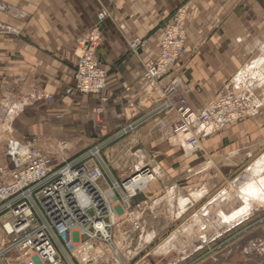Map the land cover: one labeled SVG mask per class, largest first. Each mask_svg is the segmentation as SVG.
I'll use <instances>...</instances> for the list:
<instances>
[{"label":"crops","instance_id":"1","mask_svg":"<svg viewBox=\"0 0 264 264\" xmlns=\"http://www.w3.org/2000/svg\"><path fill=\"white\" fill-rule=\"evenodd\" d=\"M1 2L7 11L0 12V22L11 26L15 34L0 35V85L6 91L13 88L18 104L35 105L24 110L20 121L32 117L36 132L74 136L84 133L85 126L78 117L68 116V112L86 107L93 121L89 127L92 133L110 136L102 141L96 138V145L115 141L121 134L114 151H121L122 158L132 155L134 170L152 166L156 175L170 181L164 185L169 193L191 190V185H195L192 195L202 199L207 182L199 178L211 166L209 157L240 174L238 178L243 185H238L244 186L252 179L249 172L242 174L264 158V0ZM183 4L186 5L181 26L186 33L185 52L161 81H146L142 78L144 62L161 50L160 22ZM100 11L107 16L100 24L96 55L107 74L104 91L107 102L96 116L98 98L81 95L74 86L78 43L97 24ZM139 37L148 39L150 46L134 54L128 43ZM228 80L242 86L237 90L239 93L254 98L258 104L254 116L229 124L212 135L201 136L194 147L186 139L172 135L176 111L172 106H161L163 100L169 99L174 105L181 98L199 112ZM47 96H51L50 101L46 100ZM45 103L50 104L41 107ZM127 129L123 136L122 131ZM116 154L111 152L115 158ZM145 160L148 162L143 163ZM261 175L264 177V170ZM196 177L198 180H192ZM145 194L151 198L147 216L153 220H159L162 214L168 219L176 216L171 209L159 211L161 200H156L154 192ZM186 202L179 199L177 207L184 210ZM145 221L143 217L142 226ZM73 257L69 263H78ZM62 258L67 262L65 256ZM96 264H110L108 254L96 256Z\"/></svg>","mask_w":264,"mask_h":264},{"label":"built area","instance_id":"2","mask_svg":"<svg viewBox=\"0 0 264 264\" xmlns=\"http://www.w3.org/2000/svg\"><path fill=\"white\" fill-rule=\"evenodd\" d=\"M7 6L0 0V12ZM185 10H179L174 20L163 30L160 52L144 62L142 78L159 82L175 67L185 52L186 34L181 23ZM106 14H97V24L78 43L79 54L75 65L74 89L81 95L96 96L94 113L99 116L106 104L104 96L107 74L96 50L99 46L100 24ZM15 34V30L0 22V35ZM148 45L146 40L131 39L128 48L136 54ZM241 85L228 80L220 93L199 112L193 111L183 99H178L177 122L171 133L197 146L201 136L214 134L229 124L244 121L257 113L253 97L241 94ZM50 101L51 96L45 97ZM171 101L164 107L170 108ZM66 145L57 151H39L31 141L9 138L5 142L7 163L0 165V213L8 218L2 229L19 252L23 264H62V255H72L81 247H95L96 243L113 244L112 214L115 207L127 211L134 231L142 228L141 219L151 198L145 194L142 181H154L155 172L149 167L128 178L124 183L110 174L107 189L99 182L104 179L106 166L101 159L100 147L94 146L72 159L65 158ZM143 176V179L138 178ZM137 180L139 188L127 191L126 185ZM142 188V189H140ZM116 197V202L108 197ZM138 193L142 201L131 207L130 200Z\"/></svg>","mask_w":264,"mask_h":264},{"label":"rangeland","instance_id":"3","mask_svg":"<svg viewBox=\"0 0 264 264\" xmlns=\"http://www.w3.org/2000/svg\"><path fill=\"white\" fill-rule=\"evenodd\" d=\"M182 9L186 11V5H180L163 18V23L160 22L159 40L163 35L164 28L174 20L178 11ZM182 30L184 31L183 28ZM137 39L146 40L148 45L145 49H149L150 41L148 39L140 37ZM14 99L13 88L10 87L6 91L0 85V165L7 163L4 156L6 140L14 138L31 141L39 151L45 153L57 151L61 143H64L66 145L64 156L68 159L77 157L75 155L79 156L94 146H99L101 159L105 166L107 165L104 179L99 182L103 189H107L110 184V173L117 177L116 181L124 183L129 177L138 174L143 169H133L135 161L132 155L122 158L121 151H114V144L119 142L121 134H118L115 141L106 140L105 143L98 142L100 145H96V138H101L102 141L110 136L99 137L92 133L89 127L93 121L89 118L86 107L68 112V116L78 117V121L84 124V133H77L74 136H53L36 132L35 119L32 117L26 116L20 121L19 116L23 114L24 110L35 107V105L18 104ZM167 101L169 99L163 100L161 106ZM177 101L178 99L175 100L174 105H171L175 111L178 107ZM75 103L77 102L75 101ZM49 104L45 103L41 107H47ZM55 120L60 119L55 118ZM128 130L122 131V135L126 136ZM111 152L117 153V157L111 156ZM208 161L211 166L199 178L201 181L207 182V186L202 190L205 193L202 199L192 195L196 191L193 188L195 185H191V190H176V192L169 193L164 189V185L167 186L170 181L166 180L163 175L155 173V181L150 183L145 191L154 192L157 195L156 200H161L159 211L174 210L176 216L173 215V219H168L162 214L159 220H153L147 216L150 210L149 205L142 216L146 219L143 228H141L143 230L134 231L129 223L125 205L123 204L124 213L116 205V215H113L114 221L115 218L118 220L115 221L113 227V244L96 243V249L81 247L74 254H68L65 258L67 262L62 260V264H72L73 262L69 263L72 256L78 260V263L76 261L73 264H96V256H104L106 253L110 264H264V204L252 203L250 214L246 217L232 224L221 223L218 219L221 217L219 214L223 211L227 212L231 206L234 207L235 203L219 205L218 201L224 197L222 195L237 194L240 186L238 184H242V182L238 178L240 174H235L236 171L229 170L226 166L222 167V164L214 161L212 157H209ZM146 162L148 161H143V163ZM143 167H149L154 171L152 166ZM248 172L249 170L242 175ZM192 180L198 179L196 177ZM231 182H235L238 187H231ZM173 195H177V198L172 199ZM108 197L117 204V194L113 198L108 193ZM143 198L144 195L138 193L130 200L131 207L142 201ZM182 198L187 200L184 210L177 207L178 200ZM7 218L5 213H0V264H23L19 252L12 247L10 238L2 229V223ZM73 260L75 261V259Z\"/></svg>","mask_w":264,"mask_h":264},{"label":"bare ground","instance_id":"4","mask_svg":"<svg viewBox=\"0 0 264 264\" xmlns=\"http://www.w3.org/2000/svg\"><path fill=\"white\" fill-rule=\"evenodd\" d=\"M263 170H264V158L259 160V162H257V164L250 169L249 176L252 179L247 181L244 186L240 185L238 187L236 186L235 182H231L230 184L231 187L233 188L238 187V193L222 195L224 197L218 201L219 205L225 203L227 204L235 203L234 207L231 206V209H229L227 212L223 211L219 214L221 217H219L218 219L220 220L221 223L224 222V223L232 224L233 222H237L239 219L246 217V215L250 214V211L252 209L251 207L252 203L257 205L264 204V177H262L261 175ZM141 178L143 179V176H140L138 180ZM153 180L155 181V178ZM152 182L153 181L143 180L142 188L146 189ZM139 184L140 183L137 182V180H135L132 183H128V185H126V189L128 192L134 191L135 189L139 188ZM114 215L112 214L113 221H114ZM116 220L118 219L115 218V221ZM96 248L97 247H92V249H96Z\"/></svg>","mask_w":264,"mask_h":264}]
</instances>
